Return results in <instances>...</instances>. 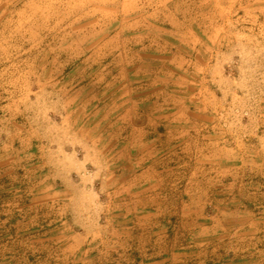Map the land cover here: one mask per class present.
Masks as SVG:
<instances>
[{
    "label": "rangeland",
    "instance_id": "rangeland-1",
    "mask_svg": "<svg viewBox=\"0 0 264 264\" xmlns=\"http://www.w3.org/2000/svg\"><path fill=\"white\" fill-rule=\"evenodd\" d=\"M143 80L147 112L186 113L179 119L189 121L191 140L148 124L140 145L125 95ZM120 136L132 143L116 145ZM188 150L198 174L203 156L219 169L228 154L229 186L220 191L230 193L179 192L173 173L183 171L178 157ZM243 172L264 176V0H0V264H77L66 248L78 234L102 249L125 231L137 236L131 221L144 196L161 203L168 234L177 232L181 202L202 214L204 227L192 225L195 235L175 242L181 250H211L212 264L220 254L225 264L226 253L229 264L236 256L264 264V229L258 256L246 241L253 219L264 224V194L251 185L243 199L237 194L231 184ZM222 207L230 214L221 242L207 228ZM238 237L250 246L243 261ZM203 256L195 264H206Z\"/></svg>",
    "mask_w": 264,
    "mask_h": 264
},
{
    "label": "crops",
    "instance_id": "crops-1",
    "mask_svg": "<svg viewBox=\"0 0 264 264\" xmlns=\"http://www.w3.org/2000/svg\"><path fill=\"white\" fill-rule=\"evenodd\" d=\"M144 62V60H141ZM130 65V63H129ZM135 70V68H134ZM133 70V71H134ZM139 81H132L128 84V94L125 96V102L126 103H132L130 108L128 109V113L125 116L127 120L132 123L138 130V137L140 139V145L144 147V138L148 139V136H145L146 130H148V124H154L156 126V129L159 131L158 127L166 126L167 132L170 130H174L179 133L177 134L178 137L177 140L183 139V141H186L187 139L191 140L188 137H184L187 122L189 121H181L179 118H182V115L186 113H180L177 112L175 115H171L168 112L164 111H158L157 109H151L150 113L147 112V110H150L148 107H144V80L142 83H140L139 86H136ZM138 89H142V93L136 92ZM137 105L136 107L134 105ZM188 115L191 116V112H188ZM188 119L190 120V117ZM151 117V118H150ZM167 121L168 123L176 122L175 125L173 124H163L162 122ZM120 130L121 127H118ZM159 136L162 134H158ZM129 136H122L116 138V145L132 143V141H129ZM187 138V139H186ZM154 140V139H153ZM151 140V143L152 141ZM183 143V142H182ZM190 150V149H189ZM187 151V154L180 155L178 158L179 160L183 161V171L181 172H174V181L172 183L176 186V188L180 189V193H188V194H195L196 192L199 193H217L219 194L220 187L226 185V183L229 181V169L227 167L229 162V156L227 153H224V155L220 156V168L217 169L216 166L214 168V162L213 157L211 154L203 156V160L205 162V165L203 169H199V172L201 170L204 171V174L201 172L198 174V168L196 167L197 162V155L194 153H191V151ZM222 150H226L225 148H222ZM227 152V151H226ZM140 159L142 162H144V154L141 155ZM176 161V159H175ZM174 161V162H175ZM179 163V161H176ZM208 165V167H207ZM217 165V163H215ZM144 167V166H143ZM142 167L140 171V180L142 185V190L140 192L141 195L145 193L144 191V185L146 184L144 182V174L146 170ZM181 166H178L180 168ZM158 175V174H157ZM201 177L202 179L199 180ZM176 179V180H175ZM232 181V180H231ZM229 186V183H227ZM226 185V186H227ZM252 186L251 188H256L252 193L256 194H264V176L256 175L255 173L250 176L246 174L245 172L241 174H237L236 176V183L234 181L232 182L231 186H236V192L237 194L241 195L243 199V195L246 192V189L248 187ZM199 186V189L197 190V187ZM229 188V187H228ZM225 189V188H223ZM223 191V190H222ZM229 190L225 189V191L221 192L223 194H228ZM233 192V190H232ZM230 193V192H229ZM150 201L149 198H146V196L142 197L140 200L136 202V205L134 206V209L136 211H140V217L135 218V220L131 221L132 225H137L138 228H140L141 233L137 236H134L132 232L125 231L124 233L119 234L118 236H114L113 239H108V244L103 245L102 249L101 247L97 246H90V243L92 241H97V239H91L89 240L88 237L84 234H78L74 236V240L72 242L76 241H82L81 244H70V242L66 248V252L71 254V256L77 257V264H182L183 260L186 262L189 261L187 264H195L197 258H200L203 256L205 258L206 264H212V260L214 257V252L211 250H206L205 254H199L195 250L186 249L181 250V247L178 248L175 242L177 241H184L186 239L192 238L195 234H191L190 230L192 229L191 226L194 225V227H204L205 222H200L201 219L204 217L201 215L198 216L196 212H194V207L191 208V205L187 202H181L177 206H179V210L176 213V223L178 224L177 232L173 234H168L167 228L169 223V217L167 214L162 212L161 203H157L154 207L152 205H149L148 202ZM264 205V203H262ZM253 206L252 210L253 212H256L257 208H260L261 206H255L254 203L251 204ZM198 207V206H195ZM151 208V210H155L156 214H149L147 212ZM202 209V207H200ZM204 209V208H203ZM220 209L219 216L216 214L213 218H211V221L209 222L210 227L207 228L210 230V233L208 234L210 237H217L219 238V241H224L229 238V208L228 207H222L218 208ZM245 209L246 204L243 201H240V199L237 202L236 206V216H237V226H238V233L241 226L245 227V224L242 220H239L240 218H244L245 216ZM144 211V213H142ZM260 213V209L258 210ZM203 213V210H202ZM250 213V212H249ZM144 214V215H143ZM169 214V213H168ZM171 216V215H170ZM200 222V223H199ZM249 228L251 229V234L249 236H252L246 241L252 240L253 242V248H252V256H258V252H260L259 246L257 243H259L260 233L262 232V229H264V224L262 222H257L255 219L252 220V222L249 224ZM127 229V228H125ZM203 229V228H201ZM144 231V233H143ZM167 231V232H166ZM212 231V232H211ZM264 231V230H263ZM240 236H243L239 234ZM232 236V235H231ZM232 238V237H231ZM188 239V241H189ZM100 243L102 244V239H99ZM232 240V239H231ZM236 240L242 242L241 247V253L242 255L239 256V258H242V261L244 259V253L246 250L248 252L250 251L249 244L247 245V248L245 247V237L237 238ZM112 242L116 243V245H113ZM134 242H140L142 243V246H140V249H134ZM172 243L173 249H170L168 247V244L170 245ZM262 242H264V239H262ZM256 243V247H255ZM151 244V245H147ZM102 246V245H101ZM183 248V247H182ZM178 249V250H177ZM180 249V250H179ZM238 252V250H237ZM221 256V262L220 264H223L222 260V254ZM236 264H239L238 256H236ZM229 258H226L224 260L225 264L228 263ZM145 262V263H144ZM240 264H243V262H240Z\"/></svg>",
    "mask_w": 264,
    "mask_h": 264
}]
</instances>
